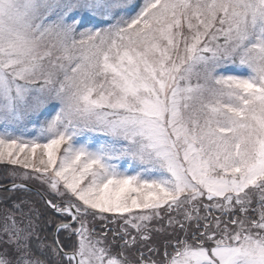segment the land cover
<instances>
[{
    "label": "snow or ice",
    "instance_id": "obj_1",
    "mask_svg": "<svg viewBox=\"0 0 264 264\" xmlns=\"http://www.w3.org/2000/svg\"><path fill=\"white\" fill-rule=\"evenodd\" d=\"M0 264H264V0H0Z\"/></svg>",
    "mask_w": 264,
    "mask_h": 264
},
{
    "label": "trees",
    "instance_id": "obj_2",
    "mask_svg": "<svg viewBox=\"0 0 264 264\" xmlns=\"http://www.w3.org/2000/svg\"><path fill=\"white\" fill-rule=\"evenodd\" d=\"M2 173H3V170H2V168H0V175H2Z\"/></svg>",
    "mask_w": 264,
    "mask_h": 264
}]
</instances>
